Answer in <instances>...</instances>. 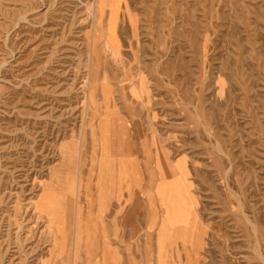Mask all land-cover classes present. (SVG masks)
<instances>
[{
	"label": "rangeland",
	"instance_id": "374dc122",
	"mask_svg": "<svg viewBox=\"0 0 264 264\" xmlns=\"http://www.w3.org/2000/svg\"><path fill=\"white\" fill-rule=\"evenodd\" d=\"M0 264H264V0H0Z\"/></svg>",
	"mask_w": 264,
	"mask_h": 264
},
{
	"label": "crops",
	"instance_id": "0c3cea01",
	"mask_svg": "<svg viewBox=\"0 0 264 264\" xmlns=\"http://www.w3.org/2000/svg\"><path fill=\"white\" fill-rule=\"evenodd\" d=\"M124 162H125V165L121 166V168L124 169V171L126 172V174H125V178H126L128 176V174H129V169H127L128 162L127 161H124ZM134 167H136L135 162H134Z\"/></svg>",
	"mask_w": 264,
	"mask_h": 264
}]
</instances>
